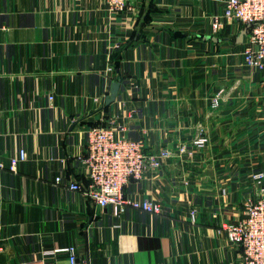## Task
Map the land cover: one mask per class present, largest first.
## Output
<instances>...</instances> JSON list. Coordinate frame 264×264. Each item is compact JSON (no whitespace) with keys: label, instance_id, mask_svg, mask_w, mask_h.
<instances>
[{"label":"crops","instance_id":"crops-1","mask_svg":"<svg viewBox=\"0 0 264 264\" xmlns=\"http://www.w3.org/2000/svg\"><path fill=\"white\" fill-rule=\"evenodd\" d=\"M225 2L128 0L111 12L106 0H0V264H43L44 250L70 245L90 264H240L219 230L264 189L253 177L264 174V75L245 65L247 28L224 17ZM95 123L170 150L126 188L161 214L118 219L54 182L87 183L80 156ZM200 135L208 143L193 148Z\"/></svg>","mask_w":264,"mask_h":264},{"label":"built area","instance_id":"built-area-1","mask_svg":"<svg viewBox=\"0 0 264 264\" xmlns=\"http://www.w3.org/2000/svg\"><path fill=\"white\" fill-rule=\"evenodd\" d=\"M106 3L111 12L130 9L128 0H106ZM224 17L246 26L248 41L242 51L245 65L260 70L264 75V0H226ZM212 27L214 32L221 30L222 21L219 17L213 21ZM49 100L51 104L55 95L51 94ZM219 104L220 98L215 97L212 106L217 107ZM207 143L208 137L200 135L193 140L192 147L200 149ZM181 151L186 152V147L181 148ZM189 153L192 151L189 150ZM170 156L171 152L167 148L148 152L143 140L118 134L111 124L100 123L88 128L85 153L80 156L87 169V183L62 174L56 176L54 182L81 191L86 199L101 208H111L118 219L129 209L157 215L162 213L160 202L129 197L126 188L132 180H141L149 172L157 170ZM27 159L26 150H19L10 157L9 169L17 171ZM4 166L0 157V167ZM253 177L261 180L264 174H253ZM261 191L260 196L248 199L242 217L237 222L224 224L219 230L230 244L241 249L240 264H264V189ZM192 219H196L195 211H192ZM3 251L4 246L0 243V252ZM42 254L43 264H61L58 258L60 254L66 256L67 264H90L87 260L80 262L75 245L44 250Z\"/></svg>","mask_w":264,"mask_h":264},{"label":"water","instance_id":"water-1","mask_svg":"<svg viewBox=\"0 0 264 264\" xmlns=\"http://www.w3.org/2000/svg\"><path fill=\"white\" fill-rule=\"evenodd\" d=\"M118 88H119V85H118L117 83H115V84L113 85L114 92H117V91H118ZM110 100H112V98H109L108 101H110Z\"/></svg>","mask_w":264,"mask_h":264},{"label":"trees","instance_id":"trees-1","mask_svg":"<svg viewBox=\"0 0 264 264\" xmlns=\"http://www.w3.org/2000/svg\"><path fill=\"white\" fill-rule=\"evenodd\" d=\"M116 67H119V62H116ZM99 123L91 124L90 126L98 125Z\"/></svg>","mask_w":264,"mask_h":264}]
</instances>
